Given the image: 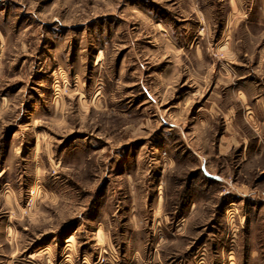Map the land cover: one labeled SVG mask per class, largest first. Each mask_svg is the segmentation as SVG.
Returning <instances> with one entry per match:
<instances>
[{"label":"rangeland","instance_id":"1","mask_svg":"<svg viewBox=\"0 0 264 264\" xmlns=\"http://www.w3.org/2000/svg\"><path fill=\"white\" fill-rule=\"evenodd\" d=\"M0 264H264V0H0Z\"/></svg>","mask_w":264,"mask_h":264}]
</instances>
